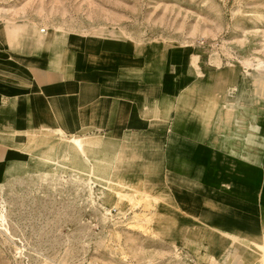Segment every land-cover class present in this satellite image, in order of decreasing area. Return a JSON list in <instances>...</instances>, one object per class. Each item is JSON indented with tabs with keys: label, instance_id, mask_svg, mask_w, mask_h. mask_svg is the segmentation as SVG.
Listing matches in <instances>:
<instances>
[{
	"label": "rangeland",
	"instance_id": "374dc122",
	"mask_svg": "<svg viewBox=\"0 0 264 264\" xmlns=\"http://www.w3.org/2000/svg\"><path fill=\"white\" fill-rule=\"evenodd\" d=\"M3 23L37 34L46 29L48 35L88 39L117 35L145 59L147 66L137 70L145 81L153 79V69L162 76L166 67L165 58L151 54L163 57L181 46L194 67L208 73L209 85L215 72L225 85L210 96L214 100L194 92L184 97L186 106L176 111L186 130L174 124L164 137L165 166L155 178L128 168L123 148L132 128L154 131L156 119L130 123L120 131L123 137L118 130L105 132L110 146L104 152L100 145L78 153L68 139L59 142L40 125L15 126L4 139L23 158L0 165V264H224L184 250L186 240H201V224L226 230L232 243H242L248 255L243 264H264V0H0ZM244 97L254 103L249 120L229 106V99ZM171 113L160 121L165 129ZM199 119H206V131ZM53 131L68 137L65 128ZM93 133L85 128L72 137ZM53 149L55 156H49ZM105 157L115 161L96 169L95 160ZM208 166L206 185L201 172ZM190 190H214L250 210L255 225L213 213L186 217L178 197ZM161 205L170 217H180L177 228L156 216Z\"/></svg>",
	"mask_w": 264,
	"mask_h": 264
},
{
	"label": "crops",
	"instance_id": "0c3cea01",
	"mask_svg": "<svg viewBox=\"0 0 264 264\" xmlns=\"http://www.w3.org/2000/svg\"><path fill=\"white\" fill-rule=\"evenodd\" d=\"M0 25V165L23 158L4 139L15 126L24 130L31 123L40 125L42 133H49L56 140L84 137L91 142V137L99 136V145L104 152L110 146L104 137L105 132L118 130V136L123 137L130 123L146 117L157 120L154 131L144 126L139 130L132 128L131 140L123 148V157L129 158L128 168L144 169V179L155 178L161 175L165 166L167 150L164 148V137H169L174 124L180 128L178 130H186L185 127L181 129L184 119L176 111L186 106L188 99L184 97L191 98L194 92L200 98L214 100L211 97L218 95L225 85L217 72L214 73L216 81L209 85L205 80L208 73H204L199 64L195 68L181 46L168 49L163 57L148 51L154 58H165L166 67L162 76L158 74V68L153 69V79L145 81L142 73L137 71L147 66L145 59L136 56L137 48L131 41L117 35L105 34L88 39L75 34L24 32L22 25L18 24ZM82 42L87 45L80 46ZM199 70L203 75H197ZM247 101L248 97L232 98L229 99V106L237 107L235 109L249 120L253 117L254 103ZM165 113H171L166 129L160 122L164 121ZM199 122L206 131V119H199ZM64 128L68 137L53 131ZM85 128H93L96 133L72 137L75 131ZM174 131L177 136L181 135L177 129ZM72 147L78 153L87 150V145L83 152L74 144ZM213 153L212 150L210 155ZM118 156L122 158V155ZM113 160V157H105L103 162L96 159L95 168L105 169L106 164ZM201 174L207 185L210 166ZM156 182L158 187L160 181ZM168 186L174 193L178 190L174 183L168 182ZM178 198V208L190 219L213 213L240 224L256 223V217L250 210L235 207L219 198L214 190L205 193L185 191ZM160 209L156 216L168 218L175 228L181 224L179 216L170 217L163 205ZM198 228L201 240L198 243L186 240L184 243V250L190 257L199 254L201 257L208 255L211 259L215 256L224 264L244 263L248 257L247 248L238 241L232 243L226 230L204 224ZM235 232L239 233L238 240H245L241 230ZM228 251L230 254L226 255Z\"/></svg>",
	"mask_w": 264,
	"mask_h": 264
},
{
	"label": "bare ground",
	"instance_id": "6f19581e",
	"mask_svg": "<svg viewBox=\"0 0 264 264\" xmlns=\"http://www.w3.org/2000/svg\"><path fill=\"white\" fill-rule=\"evenodd\" d=\"M90 139H92V141L91 142H87V141H89L88 139H86V138H82V137H77V138H75V139H73V140H68L70 143H72V144H74L75 146H77L78 148H79V150L81 151V152H83L84 151V146H93V147H97V146H100L99 144L101 143V139L99 138V137H97V136H93V137H91ZM57 141H59V142H66V140L65 139H57ZM35 143H36V141H35ZM60 144H62V143H60ZM68 144V143H67ZM64 149V148H63ZM68 149V148H67ZM60 151V150H59ZM56 152H57V150L56 149H53V150H51V152H50V155L49 156H55V154H56ZM13 162H16L15 160H13ZM92 174V173H91ZM2 218H3V216H2Z\"/></svg>",
	"mask_w": 264,
	"mask_h": 264
},
{
	"label": "built area",
	"instance_id": "2783aa9c",
	"mask_svg": "<svg viewBox=\"0 0 264 264\" xmlns=\"http://www.w3.org/2000/svg\"><path fill=\"white\" fill-rule=\"evenodd\" d=\"M40 33H41V34H46V33H47V32H46V29H41V30H40Z\"/></svg>",
	"mask_w": 264,
	"mask_h": 264
}]
</instances>
